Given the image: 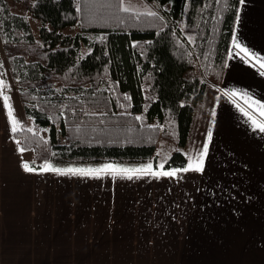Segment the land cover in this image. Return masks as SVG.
Returning a JSON list of instances; mask_svg holds the SVG:
<instances>
[{
  "label": "crops",
  "instance_id": "0c3cea01",
  "mask_svg": "<svg viewBox=\"0 0 264 264\" xmlns=\"http://www.w3.org/2000/svg\"><path fill=\"white\" fill-rule=\"evenodd\" d=\"M240 16L233 36L264 55V0ZM224 88L264 100V74L233 44L184 149L208 143L205 171L171 178L28 172L0 96V264H264V133Z\"/></svg>",
  "mask_w": 264,
  "mask_h": 264
},
{
  "label": "trees",
  "instance_id": "16d2710c",
  "mask_svg": "<svg viewBox=\"0 0 264 264\" xmlns=\"http://www.w3.org/2000/svg\"><path fill=\"white\" fill-rule=\"evenodd\" d=\"M16 1L25 11H12L10 0H0V23L3 49L36 129L14 132L19 148L32 151L29 162L151 159L158 166L162 138L186 146L209 82L223 80L236 0H149L165 6L156 11L162 21L148 11L118 9L119 0ZM28 14L41 21L38 36ZM76 26V33L63 30ZM186 33L195 34L206 77ZM40 127L48 128V135ZM184 152L164 158L165 166H183Z\"/></svg>",
  "mask_w": 264,
  "mask_h": 264
},
{
  "label": "snow or ice",
  "instance_id": "6c2138e0",
  "mask_svg": "<svg viewBox=\"0 0 264 264\" xmlns=\"http://www.w3.org/2000/svg\"><path fill=\"white\" fill-rule=\"evenodd\" d=\"M245 3L246 0H236V4L239 6V8L235 11V19L237 24H239L241 20L240 11L242 10ZM115 7L118 9H123V11L125 12L136 11V9L130 4L126 3L125 0H119ZM148 15L154 18H158L161 21L164 19V17L160 16L158 12L152 11L150 9L148 10ZM137 19H139V17H137ZM189 39H192V37H189ZM232 44L234 45L235 50H237L238 53L244 56L245 62L252 64L253 67H260L261 74H264V55H262L260 52L255 51L253 48L247 46L241 39H239L235 35L232 37ZM88 51L90 52L91 49L89 48ZM254 61L255 63H253ZM5 85H8V82L6 80L0 79V87H3ZM8 86L10 87V85ZM223 92L229 97L238 96L241 98V100L246 101L248 106H242L239 103H237L236 106L249 118L254 129H258L261 133H264V100L256 99L252 94L248 93L246 90H229L228 88H224ZM124 95L125 97H128L127 93H125ZM0 96H3L4 104L8 108V116L11 118L12 121V131L17 132L18 130H23L19 127L21 125V122L14 115V109L10 104V96L2 91H0ZM128 98L130 99V97ZM180 103L184 104L185 101H181ZM233 103H236V100H233ZM250 108L254 109L256 114H254L253 111L249 110ZM73 111L75 110L73 109ZM212 115L215 116V112H213ZM136 119H142V116H137ZM213 123H215V121H213ZM160 127H163V125H161ZM29 131L35 132L36 129L29 128ZM13 139H16V137H13ZM207 139L208 141H211L212 139L211 130H209L207 133ZM17 143H19L18 140ZM19 150L21 152H24L25 148L21 147ZM208 153V143H204L202 145L201 150H194L192 154L184 152V156L187 157V162L181 167H166L165 159H160L158 166H155L154 162L151 159L147 162L136 164H124L117 163L114 161H108L99 164L69 163L66 165H58L50 159L43 160L40 166H34V162H29L27 160L23 161L22 164L24 169L28 172H53L57 174L79 175L94 178L104 176H111L113 178L124 177L127 179H133L143 176H152L156 178H171L177 177L181 173H188L190 171L203 173L206 168V160L208 157ZM175 218L176 217L173 216V219Z\"/></svg>",
  "mask_w": 264,
  "mask_h": 264
},
{
  "label": "rangeland",
  "instance_id": "374dc122",
  "mask_svg": "<svg viewBox=\"0 0 264 264\" xmlns=\"http://www.w3.org/2000/svg\"><path fill=\"white\" fill-rule=\"evenodd\" d=\"M10 1H11L10 8L12 11H15V12L25 11V9L23 7V2L16 1V0H10ZM125 2L130 4L131 6H133L136 9V11H148L150 9L152 11L161 12V10L163 8H165V6L159 5L158 2H156V1L125 0ZM165 5L167 7L170 6L169 3H167ZM26 13H27V11H26ZM28 18H29L30 23L32 25V29L35 33V36H38L41 21L33 18L30 14H28ZM78 29H79V27L76 26V27H67V28H64L63 30L66 33H76L78 31ZM5 35H6V33H5V31H3V26L0 23V62H2V63H0V79L6 80L8 82V85H10V87L8 85L1 87V90H2V92L8 94L11 98L10 104L12 105V108L14 109V115L21 122V125L19 127L20 128L21 127H30L31 128V127H34V120L31 116H29L26 113V111L24 109L23 103L20 99L19 92L17 89V84H16V80H15L16 78L13 74V69H12L10 61H9L8 57L6 56L5 51L3 49V42L6 38ZM185 37L187 39V42L191 46L192 51L195 53V48H194L195 34L186 33ZM189 37H192V39H189ZM87 50L88 49H85L84 52H86ZM196 58H197V65H198V68H199L201 74H203V76L206 77L204 68H203L197 54H196ZM6 109L8 111L7 106H6ZM39 130L44 135H48V128L40 127ZM184 149H186L185 146H179L178 144H175V143L169 141L168 139L162 138L157 145L156 153H157V157H159V160H160V159H164V158L169 157L176 150H184ZM104 162H108V161H103L100 163H104ZM117 163H119V162H117ZM90 164H95V163H90Z\"/></svg>",
  "mask_w": 264,
  "mask_h": 264
}]
</instances>
